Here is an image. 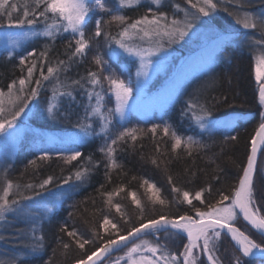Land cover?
<instances>
[{
	"label": "snow or ice",
	"instance_id": "6c2138e0",
	"mask_svg": "<svg viewBox=\"0 0 264 264\" xmlns=\"http://www.w3.org/2000/svg\"><path fill=\"white\" fill-rule=\"evenodd\" d=\"M264 4V0H259ZM142 0H116L117 7L115 9L108 6V0H0V29H5L6 37V58L15 57L16 50L22 49L25 42H32L38 37H46L53 42L57 37L63 34H69L66 42L67 60L57 59L54 63L48 59L49 53L47 46L39 55L33 50L21 55L19 64L27 66V75L17 80H13L7 85V94L0 89V135L6 139L12 140L19 135L18 119L25 109L29 108V103L33 100L38 101L43 82L54 81L52 93L46 101L47 114L56 119L60 116L69 118L73 113L68 111L74 104L82 108L83 115H77L75 127L84 132L85 137L89 134L102 135L104 145L99 149L108 161L106 168H115L118 165L115 161L116 146L119 142H127L131 139L133 142L137 140L136 128L124 127L113 138L109 134V129L113 125L115 117L119 116L120 121L126 118V110L130 111L135 104L134 88L129 75L128 82L116 75L108 60L97 52L93 56V63L96 70L89 69L85 76L80 79H73L70 82L60 79V73H67L71 65L77 60H81L87 55L93 39L103 36L106 45L109 48V59L119 58L120 52L127 57H135L139 59V68L136 71V98L144 93V85L149 77L148 68L154 63L152 58L160 53L166 52L165 45L183 41L190 34H195L194 30H198L200 25L209 24L214 13L221 10L229 16L235 18V24L243 30H258L259 38L256 39V33L248 31L242 39H236L233 34L213 30V40L209 48V60L213 56L222 51L223 48L235 41L239 47H248L255 51L260 49L259 54L255 55V79L259 84V103L264 106V12L259 14L252 13L249 9L251 0H235V11H230L229 7L221 9V0H186L188 9H181L179 4L174 5L177 13L183 11V19H178L176 15L169 18L168 13L162 11L163 0H151L154 7H149L146 13L138 19L129 22V17L121 14L123 10L139 7ZM229 4H233V0H228ZM242 12V15H241ZM107 14L109 19L105 20L103 15ZM208 18V19H205ZM94 22V30L88 34L87 29L89 23ZM118 23L121 25L116 34L105 31L108 25ZM42 25V30L37 31L36 28ZM9 29H16L15 35L8 32ZM238 35V34H237ZM137 41L148 42L149 47H141ZM115 46V48L113 47ZM116 48L120 52L116 51ZM29 61H31L29 63ZM39 67V78L34 79V71ZM47 68L45 74L44 68ZM123 71V68H122ZM107 73V74H105ZM140 77L145 79L142 81ZM105 83L107 87H105ZM34 85V86H33ZM79 92L82 97L81 102H77L76 93ZM11 105V118L4 117L5 97ZM114 96L115 106L106 107V97L110 101ZM133 101V105H129V101ZM67 105L64 111L61 108ZM31 110V109H29ZM188 116L201 129L212 132L215 129H224L225 131L234 129L235 121L228 117L220 119H209L212 111L206 104H200L197 100L190 99L182 113ZM262 121H264V113H261ZM98 123L100 132L97 133L94 124ZM161 125L154 124L148 132L155 135ZM143 131V130H139ZM165 136H171L172 151L180 149L183 145L188 155H192L200 142L194 140L192 136L183 139L175 131H172L168 125L162 128ZM226 139L236 140V136H227ZM51 142L66 143V141L54 138ZM258 143L264 146V122L259 124L255 135L251 139V151L247 156V164L242 167L237 179V184L231 187L228 194H224L222 190L217 189L219 200L213 203H206L202 197L205 193L207 196L212 195V185L209 184L198 191H194V195L190 198V192L176 187L172 183V177H168V181L172 184V192L176 194L180 203L186 202L190 206V210L195 212V218L185 213L184 215L170 216L158 215L153 218H145L140 201L136 199L133 192L131 196L133 202L140 209L138 223L130 226L126 230V234L121 235L117 224L109 218L108 214H104L102 222L98 228L104 229L107 237L101 236L98 229L94 231V236L102 240L103 243L95 250H88L85 245L94 243V241L85 238L76 229L69 230L67 225L60 227V232L70 238V242L74 243L83 255L77 258L74 264H105V259L110 258L114 251L122 248L126 249L123 256L118 257L114 264H204L202 256H206L207 264H220V259L216 255L218 251L217 242L220 240L222 233L226 230L231 239L235 241L238 248L236 251L240 255L233 253L232 264H246L244 258L255 254L264 257V243H257L239 227H236L239 217L248 222L257 233L264 237V215L261 214L260 206L257 205V187L254 178L264 182V167L257 169V153L262 151L258 149ZM67 152V155L63 153ZM82 156L79 150L66 148L62 150L59 157L66 164L77 161ZM45 154L39 159H49ZM88 161L92 164V158L88 157ZM154 164L155 160L152 161ZM30 163H35L31 161ZM7 166V165H6ZM97 167L98 164H93ZM90 173L89 168H79L73 174L63 178L62 183L67 185L73 180L83 183ZM219 179V177H216ZM54 183V177L48 176L38 185L26 184L24 190L31 191L33 195H25L20 191L21 185H13L11 180L7 181L6 186L0 189V221H7L8 214H12L16 219H25L27 232L23 229L17 230V239L26 236L27 242L22 241V246L29 248L35 253L43 248V236L37 235L38 223L42 226L43 217L32 215L26 211L25 202L32 201L36 196H40L42 192H47L49 185ZM147 184L149 190L155 189L154 184H149L147 180L143 182ZM16 191L13 194V188ZM103 187V185H101ZM123 191V187L117 188L115 193H102L107 199L105 204L114 207L119 213L121 205L113 204V195H118ZM153 193V204L164 206L166 201L156 193ZM13 194L12 199H9ZM261 205H264V190L261 191ZM193 199L199 201L207 210L202 211L200 207L193 204ZM230 201V203H225ZM53 208H46V213H52ZM71 215V214H70ZM124 218V214L121 213ZM11 224L10 221H7ZM125 223L128 220L125 219ZM109 229L113 231H109ZM30 233V235H29ZM186 234L187 243L183 245V251L179 254L169 250V242L175 238ZM161 234L164 241L161 242ZM115 236L116 238H112ZM151 236L152 240H146L142 237ZM5 237L0 236V239ZM131 238V239H130ZM139 241V242H137ZM129 245H131L129 247ZM64 249L70 247V243L62 244ZM147 253V255H145ZM23 257L21 259H24ZM0 264H5L0 261ZM7 264H17V258L12 257Z\"/></svg>",
	"mask_w": 264,
	"mask_h": 264
},
{
	"label": "trees",
	"instance_id": "16d2710c",
	"mask_svg": "<svg viewBox=\"0 0 264 264\" xmlns=\"http://www.w3.org/2000/svg\"><path fill=\"white\" fill-rule=\"evenodd\" d=\"M13 2H16V0H13ZM20 2L22 3L23 0H20ZM176 4L190 8L186 0H163L161 10L168 13L169 18H171L177 14L174 7ZM108 6L115 9L117 7L116 0H108ZM149 7H154L151 0H142L139 7L125 9L121 14L129 17V22H131L144 15ZM103 16L105 20L109 19L107 14H103ZM120 27L121 25L118 23H113L108 25L105 31L116 34ZM37 28H42V25ZM93 30L94 22L89 23L87 33L90 34ZM102 38L103 36L93 39L87 55L74 62L67 73H60V79L70 82L73 79H80L81 76H85L89 69L95 71L96 66L92 62L93 56L97 52L100 54V39ZM68 39L69 34L65 33L57 37L54 42L50 39L39 40L27 46L24 51L27 54V52L34 50L39 55L47 46L50 62L54 63L57 59L67 60L65 45ZM172 45L174 44L165 45L167 53L171 51L168 49L174 48ZM22 54V52H18L12 59H7L5 53L0 55V89L4 90L6 94L9 83L13 80L18 81L19 78L27 75V66L19 64V58ZM222 56L223 59L216 66V83L204 93L200 104H206L212 111L211 117L215 119L233 115H240L241 118L245 117L247 119L239 120L237 126L230 133L217 132L202 136L199 141L201 146L193 151L192 155L187 154L183 145L175 152L172 151V138L170 135L165 136L163 134V127L157 130V134L153 135L148 132V129L154 125L152 123L155 121L150 122L138 115H130L125 124L127 128L138 129L136 133L137 140L133 142L128 139L126 143H118L115 152V161L118 166L115 168L105 167L108 161L99 150L105 142L102 135H87L88 142L82 148V156L71 164H66L60 159L61 154L48 155L49 159L41 160L39 157L44 155H40L32 149L28 139L21 142L14 162L7 169L0 170V189L6 186L7 181L11 180L14 186L21 185L20 191L22 193L33 195L31 191L26 192L23 186L29 183L38 185L48 176H53L54 183L47 186L48 191L42 192L40 196H36L34 199L50 192H55L56 195L59 194L64 198L56 212L42 223L41 231L38 234L44 238L43 248L40 249L41 253L39 255L34 254L33 257L28 259H21L17 264H74L75 260L83 255V251L74 243H71L66 234L60 232L62 225H67L69 230L76 229L85 238L94 241L92 244L85 245V248L90 251L99 247V241L94 236V231L98 229L102 236L101 231L103 229L98 228V225L102 222L104 214H108L109 218L117 224L121 230V235L126 234V230L130 226L138 223L137 218L140 215V209L137 208L131 196L133 192L136 194V199L140 201L145 218H153L161 214L178 216L185 213L195 218V212L190 210V206L186 202L180 203L176 194L172 192V184L168 181L169 176L172 177V183L176 187L190 192V198L194 195V191L211 184L212 195L207 196V193H205L202 197L206 203L214 204L219 200L217 189L222 190L224 194L231 191V187L237 184L238 176L242 174V167L247 164V156L251 151V139L255 135L259 124L264 122L261 118V113H264V106L259 103V89L254 77L253 53L249 50H242L228 45L224 48ZM105 60H108L112 69L118 73L117 64L112 62L109 57H105ZM44 71L46 74V67ZM35 78H39V67L34 71ZM53 86L54 81L43 82V88L38 97L39 102L37 100L31 101L29 108L25 109V113L18 119L17 124H25V119L32 112L28 122L31 127L48 131L72 132L85 136L81 129L75 127L77 115H83L82 108L77 107L76 104L68 109L73 113L69 118L60 116L53 119L47 114L46 101L51 96ZM105 87H107L106 83ZM76 98L77 102L82 101L79 92L76 93ZM185 105L183 101H180L172 112L166 113L161 119L156 116L154 119L160 124L168 122L174 125L180 133H185L186 131L182 129L184 126L178 123L180 113ZM4 107L5 112L3 115L10 119L11 105L7 101V96L5 97ZM106 107H111V101L107 97ZM65 108H67L66 104L61 108V111H64ZM186 123L189 122L186 121ZM118 127L122 126L114 119L113 125L109 129V134L113 138L118 134H114V128ZM94 128L97 133L100 132L98 123L94 124ZM227 136H236L237 139L229 140L226 139ZM88 157L92 158V164L89 163ZM153 160L156 161L155 164L152 162ZM31 161H35V163H30ZM263 161L264 150L259 159L258 170L261 168L260 165L264 167ZM93 164H98V166L93 167ZM82 167L90 169V173L83 183L75 181L74 176L69 184L62 183L63 178ZM258 176L259 171L257 178L254 179L258 189L256 192L257 202L264 215V205L260 204L264 182H261ZM216 177H219V179H216ZM145 180L149 184H154L156 186L155 190H159L158 195L170 203H166L164 206L158 203L153 204L147 193L149 187L143 183ZM120 187H123V191L119 192L118 195H113L112 198L114 200L113 204L119 203L121 205V210L118 213L114 207L105 204L107 197L102 193H115L116 189ZM15 191L14 187L13 194ZM13 194H10L9 199L14 198ZM193 204L200 207L202 211L207 210L195 199H193ZM121 213L124 214V218L121 217ZM25 219L13 221V224H7L4 228V239L12 243L15 242L14 247L18 251L22 249L29 250V248L22 246V241L27 242V237L17 239L16 235L18 229L27 232ZM125 219L128 220V223H125ZM248 230L254 235L255 239L259 240L260 238L263 240L260 243H264L263 238L249 228ZM112 238L116 237L113 236ZM173 241L180 244L187 243V240L182 236L175 238ZM161 242H165L163 234H161ZM63 243H70V247L64 249ZM250 261L252 264L260 263L259 261Z\"/></svg>",
	"mask_w": 264,
	"mask_h": 264
},
{
	"label": "rangeland",
	"instance_id": "374dc122",
	"mask_svg": "<svg viewBox=\"0 0 264 264\" xmlns=\"http://www.w3.org/2000/svg\"><path fill=\"white\" fill-rule=\"evenodd\" d=\"M235 0H233V4H229L228 0H221V9L223 7H229L230 11H235L234 7ZM180 5V4H179ZM181 9H188L187 7L180 5ZM252 13L259 14L264 12V4H261L259 0H251V6L249 9ZM99 15H103L100 13ZM242 15V12H241ZM178 19H183V11H180L176 14ZM104 18V16H103ZM208 19V18H205ZM37 31H41L42 28H36ZM213 30L224 31L236 36V39H242L245 37L246 32L253 31L256 33L255 38H259L258 30H243L240 26L235 24V18L229 16L223 10L214 13L212 19L209 24L200 25L198 30H194L195 34H190L189 37H185L183 41H179L173 43L174 48H170V53H160L157 56L153 57L154 61H159L158 64L154 63L148 68L149 77L147 78V82L144 85V93L136 98L135 93V85H136V71L139 68V59L135 57H127L124 53L120 52L118 48H116L117 52H120L119 58L112 59V62L117 64L118 67V75L121 79H124L125 82H128L129 75L131 77V81L134 88V99L135 104L134 107L128 111L126 110V118L124 121H120L119 116L115 117L116 122H119L122 127L114 128V134L122 131L124 127H127L125 124L127 123V119H129L130 115H138L142 119H146L150 122L155 121L152 124L168 125L172 131H175L178 135H180L183 139H187L188 136H192L194 140L200 141L202 136L212 135L217 132H225L230 133L233 129L225 131L224 129H215L211 133L201 129L195 122H193L188 116L183 115L185 108L181 111L179 116L178 123L183 125L186 132L180 133L168 122H163L160 124L154 119H161L163 115L166 113H170L174 110V108L178 105L180 101H183L186 104L190 99L197 100L200 103V100L204 93L211 89L217 80V70L216 66L218 62L223 59L222 51L217 52L211 60H209V48L211 47V43L213 40ZM17 30H8V32L12 35H15ZM238 34V35H237ZM48 39L46 37H38L32 42H25V46L22 49H17L16 53L22 52V55H26L25 49L30 44L39 41ZM100 54L104 57H109V48L105 45L104 38L100 39ZM141 47L147 48L149 47L148 42H137ZM231 47L239 48L242 50H249L255 55L259 54L260 49L256 48L255 51L249 49L248 47H239L235 43V41L229 44ZM228 46V45H227ZM115 48V46H114ZM2 53H6V37L5 30H0V55ZM123 68V71H122ZM254 77H255V59H254ZM143 81L145 78L140 77ZM256 81V79H255ZM257 88L259 89V84L256 81ZM111 107L115 106V98L114 96L111 98ZM129 105H133V101H129ZM32 116V112L25 119V124L19 125V135L12 140L6 141L3 135H0V170L7 169L9 165H11L18 153L20 148V144L22 141L28 139L31 144L32 149H34L40 155H53V154H62V150L66 148H72L82 151V148L88 142V138L85 136H81L72 132H61V131H48L39 128H34L29 125V119ZM235 121V127L237 126L239 120H246L247 118L242 117L240 115H233L228 117ZM209 119H215L210 117ZM188 121L189 123H186ZM186 123V124H185ZM234 127V128H235ZM54 138H59L66 143L59 142H51ZM264 150V148H263ZM67 155V152L63 153ZM259 163V161H258ZM264 163V161H263ZM7 165V166H6ZM263 167V165H260ZM258 168V165H257ZM149 189V188H148ZM156 192L155 189L148 190L149 199L153 200V193ZM158 195V192L156 193ZM63 196L56 195L55 192L46 193L37 199L32 201H28L25 203L26 211L32 215H36L39 217H43V221L48 220L56 210L61 206L63 202ZM30 202V203H29ZM114 203V200H113ZM230 203V201L225 202ZM29 205V206H28ZM257 205L259 206L258 202ZM53 208L52 213H46V208ZM261 210V209H260ZM262 214V211H261ZM263 215V214H262ZM13 217L10 213L8 214L7 221H10L13 224V221H18ZM21 220V219H20ZM7 221H0V236H4V228L7 224ZM236 227H239L241 231H244L247 235H249L252 239H254L257 243L262 242L263 240L259 238V240L254 238L248 228L254 232L249 226H247L244 221L239 217L238 222L236 223ZM41 231V225L38 223L37 225V235ZM109 231H113L109 229ZM103 232V233H102ZM255 233V232H254ZM102 236L107 237V233H105L104 229L101 231ZM256 234V233H255ZM30 235V233H29ZM258 235V234H257ZM260 236V235H259ZM261 237V236H260ZM146 240H152L151 236L142 237ZM264 239V237H261ZM99 246L102 244V240L98 239ZM139 242V241H137ZM175 244V245H174ZM15 242H9L6 239H0V261H4L5 264L12 258H17V263L21 260V258L26 257L24 259H28L34 256V254L39 255L41 251H37L32 253L31 250L22 249L18 251L16 247H14ZM179 245V246H178ZM183 245L179 242H170L169 250L173 251L176 254H179L180 251H183ZM130 247V246H129ZM218 251L216 255L220 259V264H232L233 253L236 255H240L236 248L230 241V239L225 236L223 233L221 235L220 240L217 242ZM80 252V251H79ZM126 252V249L121 252L115 254L111 258L105 261V264H114L115 260L123 256ZM147 255V253H145ZM204 260V264H207L205 256L201 257ZM246 264H252L250 260L244 258ZM253 261V260H252ZM257 261V260H254ZM258 264H264V261H259ZM120 264H124V261H121Z\"/></svg>",
	"mask_w": 264,
	"mask_h": 264
},
{
	"label": "water",
	"instance_id": "95a60500",
	"mask_svg": "<svg viewBox=\"0 0 264 264\" xmlns=\"http://www.w3.org/2000/svg\"><path fill=\"white\" fill-rule=\"evenodd\" d=\"M263 148H264V146H261V145H259V143H258V149H261V150L263 151ZM262 151H258V153H257V165H258V161H259V159H260V156H261ZM240 218L243 220V217H242V216H241ZM243 221H244V220H243ZM244 223H245L247 226H249V227H250V228H251L256 234H258L257 231H256L255 229H253V228L251 227V225L248 224V222L244 221ZM223 234H225V235L230 239V241L232 242V244L234 245V247L237 249V248H238V245H236L235 241H233V240L231 239V236H230L229 234H227L226 230L223 232ZM258 235H259V234H258ZM181 236L187 240V238H186V234L182 233ZM130 239H131V238H130ZM129 246H131V245H129ZM122 250H124V249L122 248V249L119 250V251H114V252L112 253L111 257L114 256L115 254L121 252ZM255 252H256V250H254V254H253L252 256H250V257H246V258H247V259H250V260L264 261V257H261L260 255L255 254ZM111 257H110V258H111ZM205 258H206V256H205ZM108 259H109V258H106L105 261L108 260ZM206 260H207V259H206Z\"/></svg>",
	"mask_w": 264,
	"mask_h": 264
}]
</instances>
